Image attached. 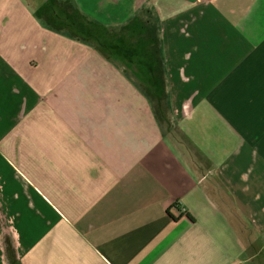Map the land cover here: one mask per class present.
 <instances>
[{
	"label": "crops",
	"instance_id": "crops-1",
	"mask_svg": "<svg viewBox=\"0 0 264 264\" xmlns=\"http://www.w3.org/2000/svg\"><path fill=\"white\" fill-rule=\"evenodd\" d=\"M0 264H264V0H0Z\"/></svg>",
	"mask_w": 264,
	"mask_h": 264
},
{
	"label": "rangeland",
	"instance_id": "rangeland-1",
	"mask_svg": "<svg viewBox=\"0 0 264 264\" xmlns=\"http://www.w3.org/2000/svg\"><path fill=\"white\" fill-rule=\"evenodd\" d=\"M113 33V35H112V37H110V38H108V39H110V42H109V44L110 43H112V39H113V41L115 42V43H119L120 41H118V39H117V37H116V32H112ZM102 37H105L104 35H102ZM135 41L136 42H138V44H142L143 42L141 41V39L140 38H138V37H136L135 38ZM123 42H125V40H123ZM121 43H120V45H118V46H113V47H111V52L114 54V53H116V54H118L117 52L119 51V49L121 48ZM139 54V53H138Z\"/></svg>",
	"mask_w": 264,
	"mask_h": 264
}]
</instances>
